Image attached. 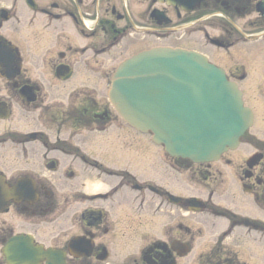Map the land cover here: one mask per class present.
I'll list each match as a JSON object with an SVG mask.
<instances>
[{
    "label": "flooded vegetation",
    "instance_id": "1",
    "mask_svg": "<svg viewBox=\"0 0 264 264\" xmlns=\"http://www.w3.org/2000/svg\"><path fill=\"white\" fill-rule=\"evenodd\" d=\"M182 3L0 0V177L18 199L0 264H262L264 0ZM156 47L198 52L237 86L254 122L235 152L139 173L108 89Z\"/></svg>",
    "mask_w": 264,
    "mask_h": 264
},
{
    "label": "water",
    "instance_id": "2",
    "mask_svg": "<svg viewBox=\"0 0 264 264\" xmlns=\"http://www.w3.org/2000/svg\"><path fill=\"white\" fill-rule=\"evenodd\" d=\"M174 1L182 5V0ZM111 83L110 102L122 119L151 133L171 157L195 163L218 160L236 148L248 128L235 87L196 53L167 48L142 52L122 63Z\"/></svg>",
    "mask_w": 264,
    "mask_h": 264
},
{
    "label": "rangeland",
    "instance_id": "3",
    "mask_svg": "<svg viewBox=\"0 0 264 264\" xmlns=\"http://www.w3.org/2000/svg\"><path fill=\"white\" fill-rule=\"evenodd\" d=\"M174 37L179 39V37H177V36H174ZM178 43H180L178 40L177 41H173L172 45H176ZM252 63H255V62L253 61ZM138 139L139 140H138V148H137V160L140 162L138 171H139V173L142 172L144 177H148V175H149V165L150 164L149 163H145V162H147L148 160L159 161V160L164 159L163 155H162L163 152L160 149L159 150L160 154H156L158 150L153 145H151L150 140L146 136L140 135L138 137ZM108 150L110 152H108L107 158H110V157L113 158L114 155L117 157L118 152H116L114 150H111V149H108ZM156 155L158 157L161 156V159L156 158ZM161 221H162V217L155 224L156 225L158 223L160 224ZM262 221H264V215H262ZM141 246H142L141 243L138 244V243L135 242L130 248H124L125 251L123 252V255L127 254V253L131 254L132 252H133V255H135V254L137 255L138 252L142 249ZM262 254L264 255V252H262ZM263 263H264V256H262V264Z\"/></svg>",
    "mask_w": 264,
    "mask_h": 264
}]
</instances>
